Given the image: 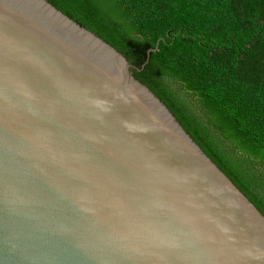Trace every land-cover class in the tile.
<instances>
[{
    "label": "water",
    "instance_id": "obj_1",
    "mask_svg": "<svg viewBox=\"0 0 264 264\" xmlns=\"http://www.w3.org/2000/svg\"><path fill=\"white\" fill-rule=\"evenodd\" d=\"M96 0H0V264H264V159Z\"/></svg>",
    "mask_w": 264,
    "mask_h": 264
},
{
    "label": "trees",
    "instance_id": "obj_2",
    "mask_svg": "<svg viewBox=\"0 0 264 264\" xmlns=\"http://www.w3.org/2000/svg\"><path fill=\"white\" fill-rule=\"evenodd\" d=\"M264 159V0H96Z\"/></svg>",
    "mask_w": 264,
    "mask_h": 264
}]
</instances>
